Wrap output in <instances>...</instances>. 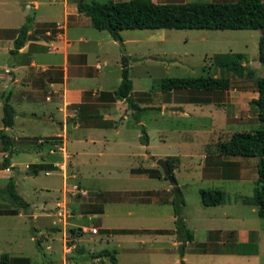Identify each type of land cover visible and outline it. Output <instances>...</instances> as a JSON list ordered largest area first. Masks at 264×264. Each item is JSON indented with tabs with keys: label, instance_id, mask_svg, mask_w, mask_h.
<instances>
[{
	"label": "crops",
	"instance_id": "crops-1",
	"mask_svg": "<svg viewBox=\"0 0 264 264\" xmlns=\"http://www.w3.org/2000/svg\"><path fill=\"white\" fill-rule=\"evenodd\" d=\"M48 2L54 3L55 0ZM59 2L62 11L60 19L51 21L38 18V0H12L9 3L0 0V7H4L0 16V31L11 35L0 36V118L1 94L5 91L9 92L8 103L14 111L10 127H2L0 122V131L11 141L8 165L0 167V189L12 178L18 194V180L38 173L44 176L54 173L61 180L60 191H57L59 197L54 198L52 208H49L51 203L44 200L39 204L28 203L27 213L16 210L14 214L0 215V255H7L9 264H186L188 253L200 256L233 255L251 247L256 253L257 244L253 238L250 239V232L208 230L210 236L202 244L192 245V236L190 242H185L182 256L178 255L179 242L174 238L175 218L171 205L172 183L159 178L156 180L167 182L156 188L140 189L134 187L132 181L148 179L143 174L133 173L137 169L159 172L155 167L159 158H172L173 173L180 166V158L154 156L148 152L142 154L139 153V146L133 148L132 144L124 142L126 139H122L113 119L114 114L119 115L117 124L121 125L120 120L127 115L124 102L98 101L101 92H111L116 88L108 86L106 60L102 59L99 63V56L95 54L91 63L89 49L75 50L74 43L92 41L80 33L88 28L89 21L76 13L74 3L68 0ZM28 4L33 10L32 29L28 32H32L37 24H51L50 28L56 25L58 31H51V36L46 30L41 37L32 36L15 55L10 56L8 52L15 37L11 30L22 25ZM8 14L17 17L16 24H8L9 18L5 17ZM70 32L75 38L69 35ZM98 44L99 41L95 40V45ZM42 53L50 57L39 59ZM254 98L256 92L251 99ZM196 103L203 106L212 104ZM80 104L83 107L79 109ZM184 104L183 113L186 114V107L192 104ZM98 106H106V113L101 116H95V112L88 114V110ZM89 115L95 120L110 122V126L116 127L114 133L101 132L110 129L108 127L82 125ZM76 116H81V123ZM139 122L138 119L136 124L140 125ZM5 156L0 143V164ZM225 158L207 152L202 166L211 164L220 168L222 164V175L218 178L233 180L231 165L236 159ZM254 159L248 158L246 162ZM254 161L253 178L256 181L257 160ZM32 168L37 171L35 175ZM72 186L85 195H69ZM174 187L179 190L176 181ZM44 189L49 192L47 187ZM251 195L237 197L234 202L247 204ZM59 200L67 202L66 209L72 217L65 223L67 226H61L53 212ZM0 209L10 207L0 199ZM78 216L86 219V226L75 222ZM91 229L96 232L91 233ZM227 232L233 236L231 248L230 243L217 238ZM66 235L69 236L68 241ZM204 245L205 251L202 248ZM104 250L114 252V263L100 255ZM73 252H81V255L75 256ZM15 259L26 261L16 262Z\"/></svg>",
	"mask_w": 264,
	"mask_h": 264
},
{
	"label": "rangeland",
	"instance_id": "rangeland-1",
	"mask_svg": "<svg viewBox=\"0 0 264 264\" xmlns=\"http://www.w3.org/2000/svg\"><path fill=\"white\" fill-rule=\"evenodd\" d=\"M1 1L9 3L12 0ZM59 1L55 0L54 3H49L48 0H38V10L36 12L38 18L40 20L58 21L62 14ZM68 1L72 2V0ZM84 1L89 2L90 0ZM95 1L102 2L106 0ZM152 1L162 4L229 3L236 0ZM31 7V4L25 7L27 14L33 11ZM3 8L0 7V16ZM5 17L9 18L7 21L9 25L16 24L17 17L14 14H8ZM44 28V25L37 24L33 26L32 32H28V34L31 38L32 36L41 37L44 35ZM55 28L56 25L55 27H48V36L52 35L51 30L58 31ZM11 32L14 35L15 30H11ZM72 33L70 32L69 35L75 38ZM80 33L84 37L87 35L92 41L87 44L74 43L75 50L89 49L91 63L94 62L93 59L96 56H99V63L102 59L106 60L105 70L107 71L109 87L115 88L120 81L118 55L121 53L129 58L127 70L132 85L130 95L139 106L149 107L139 117V123L147 136V145L144 146L139 143V125L136 124V120L128 112L125 118L120 120L121 125L117 124L119 115L112 114L113 119H115L114 123L120 129L122 139H126L124 142L127 145L132 144L133 148L139 146V153L148 152L154 156H179L180 166L173 171V177L176 183L179 184V192L184 201V206L181 207V217L183 215L185 226L193 236L191 244L197 246L202 244L207 236H210L208 230L250 232V239L253 238L254 243L257 244L258 251L256 253H254L255 249L253 247L246 248L245 251L233 255L200 256L188 253L186 264H264V217L257 216L255 206L234 202L237 197L250 196L255 187V179L253 178L255 159L247 163L246 159L248 158L239 159L240 157L226 156L225 159L227 160L236 159L231 165L232 174L230 173V175L234 177L233 180L218 178L222 175V164L219 165L220 168H216L217 166L211 164L202 166V159L205 154L208 152L210 155H215L216 144L227 140L232 133L264 129V123L256 119L254 111L248 106V101L255 93V79L264 78V65L258 63L256 59L257 39L261 31L121 30L122 47L119 43H112L113 41L106 31L95 30L90 27L89 23L88 28H84ZM9 34L7 31H0L2 37L11 36ZM95 40L99 41L97 46ZM226 52L241 53L244 60H246L245 66L252 70L253 75L250 78H239L232 77L229 72H224L222 76L228 79L229 89L221 92L173 90L165 93L156 89V82L162 78L219 76V71L213 65L211 57L214 54ZM95 54L96 56H94ZM48 57L50 56L44 53L38 56L39 59H47ZM196 101L212 104L197 105ZM184 103L192 104L186 107V114L183 113ZM212 105H215V107ZM98 108L100 110H97ZM98 108L87 112L88 114H94L95 112V116H101L102 113L107 111L106 106H98ZM230 113H232L231 117L229 116ZM76 120L81 123V116H76ZM97 121L99 120H92L91 122ZM108 128L110 129H104L101 132L113 134L116 127L113 125ZM214 162V159H212V163ZM155 167L161 173L160 168L156 165ZM60 181V178L54 173L49 176L38 173L35 176L18 180V194L27 203L39 204L45 200L51 203L49 208H52L54 198L59 197L57 191H60ZM166 182L165 180L159 181L146 178L132 181V185L140 189H152ZM44 187H47L49 192H46ZM201 189L221 191L222 204L216 207L201 206L198 195V191ZM68 194L71 193L68 191ZM76 196L79 197L78 194L74 195V197ZM59 202L53 207L56 218L57 211L63 210V207L66 209L67 205L66 201L64 203L59 200ZM70 218L72 217L68 213L65 214L63 220L60 218V225L67 226L66 224ZM75 222L86 226V219L80 216L76 217ZM66 230L69 231V229ZM73 230L77 231L75 228ZM217 238L219 241L224 240L230 243V248L232 247L233 236L231 233L220 234ZM66 239L68 241L69 236L66 235ZM202 248L205 251V245ZM80 253L73 252L75 256H80Z\"/></svg>",
	"mask_w": 264,
	"mask_h": 264
},
{
	"label": "trees",
	"instance_id": "trees-1",
	"mask_svg": "<svg viewBox=\"0 0 264 264\" xmlns=\"http://www.w3.org/2000/svg\"><path fill=\"white\" fill-rule=\"evenodd\" d=\"M77 14L86 17L90 27L95 30H104L110 39L119 43L122 47L120 37L121 30H260L261 34L257 39V62L264 65V1L263 0H236L229 3L217 2H191V3H154L152 0H126V1H95L72 0ZM33 21V13H28L20 27L15 30V37L12 40V48L9 55H15L24 43L31 37L28 31ZM51 24L45 25L48 31ZM44 30V31H45ZM52 31V30H51ZM129 58L120 53V81L111 92H101L98 101L114 102L122 100L126 111L136 121L145 113L149 107L137 105L131 97V81L128 78L127 63ZM213 65L218 69L219 76H197L182 78H162L156 82V89L160 92L168 93L173 90H188L194 92H221L229 89V81L223 77L224 72H229L232 77L250 78L252 70L245 66L246 60L241 53H218L211 57ZM256 98L248 101V106L252 108L258 121L264 123V78L255 79ZM9 92L1 94V118L2 127L12 125L14 111L8 103ZM83 105H78L82 108ZM157 109V108H156ZM158 110V109H157ZM100 119V118H99ZM88 120V121H87ZM82 125L106 128L112 125L108 121L95 120L89 115ZM140 135L138 137L141 145H147V136L141 125H139ZM0 143L2 151L6 153L0 167L8 165L10 155V139L0 131ZM218 156H231L241 158H255L256 181L252 190V195L247 201L256 207L258 217H264V129L252 131L234 132L223 142L217 143L215 147ZM169 174L173 179L171 193V205L174 220V237L179 245L178 255L182 256L185 242L192 240V234L186 228L181 217V207L183 199L178 188L174 187L172 158H165ZM36 168V167H35ZM40 168V167H38ZM34 175L37 173L32 168ZM133 173L143 174L148 178L166 179L157 170L137 169ZM260 183V184H259ZM200 203L203 207H215L222 203V193L216 189H201L198 191ZM0 199L3 200L10 209H0L2 214H14L16 210L24 213L28 212L29 205L15 191L13 179L10 178L0 189ZM101 256L110 263H114L113 251H102ZM14 261H26L25 259H15ZM10 259L5 254L0 255V264H9ZM99 264H103L99 262Z\"/></svg>",
	"mask_w": 264,
	"mask_h": 264
},
{
	"label": "built area",
	"instance_id": "built-area-1",
	"mask_svg": "<svg viewBox=\"0 0 264 264\" xmlns=\"http://www.w3.org/2000/svg\"><path fill=\"white\" fill-rule=\"evenodd\" d=\"M69 192L71 194H74V195L78 194L79 196H84L85 195V193L83 191L79 190L76 186H72V188L69 190ZM67 213H68V211H67V209H64V207H63V210L62 209L58 210L57 211L58 220H60V218L63 220L65 214H67ZM90 232L91 233H95L96 231H95V229H91Z\"/></svg>",
	"mask_w": 264,
	"mask_h": 264
},
{
	"label": "water",
	"instance_id": "water-1",
	"mask_svg": "<svg viewBox=\"0 0 264 264\" xmlns=\"http://www.w3.org/2000/svg\"><path fill=\"white\" fill-rule=\"evenodd\" d=\"M155 164L160 168L162 176H164L168 182H173V179L169 174V169L166 162L164 160L158 159L155 161Z\"/></svg>",
	"mask_w": 264,
	"mask_h": 264
}]
</instances>
